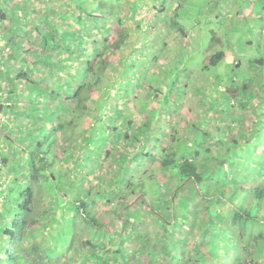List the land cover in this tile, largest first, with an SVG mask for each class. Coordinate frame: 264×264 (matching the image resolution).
I'll return each mask as SVG.
<instances>
[{
  "label": "trees",
  "instance_id": "16d2710c",
  "mask_svg": "<svg viewBox=\"0 0 264 264\" xmlns=\"http://www.w3.org/2000/svg\"><path fill=\"white\" fill-rule=\"evenodd\" d=\"M61 1L47 0L40 14L23 6L13 21V2L0 0V48L11 47L0 55V111L8 103L31 137L18 141L30 148L28 161L0 185V264H264V70L252 86L259 99L248 83L205 71L222 61L221 50L205 55L206 77L192 79L186 54L176 50L163 66L159 50H144L150 35L136 17L152 0L54 7ZM159 10L160 31L166 22L186 31L164 3ZM197 81L218 93V120L176 121L188 102L176 104L173 84L195 94ZM2 130L8 139L15 132L10 123ZM76 135L81 147L59 157L56 138Z\"/></svg>",
  "mask_w": 264,
  "mask_h": 264
},
{
  "label": "rangeland",
  "instance_id": "374dc122",
  "mask_svg": "<svg viewBox=\"0 0 264 264\" xmlns=\"http://www.w3.org/2000/svg\"><path fill=\"white\" fill-rule=\"evenodd\" d=\"M10 1L21 5V9H24L23 6H25V9L27 7L34 9V14H40V7L46 8L47 6V0ZM165 2L166 0H152L148 5L145 3L144 11L142 14H137L136 17L137 21H142L144 30H147L150 35L144 50L147 52L159 50L160 54L157 57L159 59L157 60L159 64H162L163 66L166 63L169 64L171 62V57L175 56L174 53H176L177 50L178 52L180 51V54L182 53L187 55V61L184 64L186 65V69L188 68L192 71V79L195 76L198 78L202 77L205 74V71H207L210 74H214V76L217 77L215 79L219 82L224 79L226 82H232L234 85L248 83L249 88H252V86L255 85L254 83H256L260 77H263L264 64H257L256 62L264 59V36L262 33V29L264 28V0H170L167 4H165ZM59 3H56V6L54 7L67 5V0H63ZM163 3L166 7L165 15L172 17V19L175 18V20L172 21H174L179 27L185 28L186 31L184 33H182L176 25L173 28H170L171 26L170 24L167 26V22V28L165 26L161 31L158 29L159 27L164 26L159 20V17L162 16L160 12H163L160 11L159 8ZM6 6H8V11H10L13 7L11 4ZM84 6L89 8L88 3L86 2H84ZM253 10L255 13H258V15L254 14ZM19 11L20 10H17V12ZM13 12L14 15L17 16V12L14 10L12 13ZM162 17L165 18L164 15ZM149 23L150 26H148ZM129 25L133 27V22L129 21ZM8 47L9 49L11 48L10 46ZM129 48H132L131 45H128L127 49L129 50ZM218 50H221L224 53L222 61H220L217 66L210 67L204 71L203 65L205 55L209 53L214 54ZM4 52L5 54H9L10 51L0 50V55H3ZM238 62H240L239 66H237ZM186 73L187 72L185 70V74ZM205 77L206 76L204 75L202 78ZM186 84V81L183 82V85ZM172 88L173 95L176 96L174 97L176 104L179 105L181 101L182 104L188 102V106L178 113L176 121H184L185 119L195 120L203 113L204 115H209L210 118L215 117L214 119L218 120L219 116L218 114H214V112L215 110L218 112V105L221 100H219L220 97L217 95L218 93L214 91L213 87L207 88L204 82H196L195 94L200 101L202 97L207 99L206 106L204 105L203 107L199 106L196 95L192 92L190 86L178 89L176 88V85L173 84ZM3 89L4 88L0 87V96H5ZM22 90L23 87H21L20 91ZM251 92L254 95V99H259L255 97V87L252 88L251 91H248V96H250ZM259 95L260 94L258 93L256 94L257 97ZM201 103L204 104L203 101ZM3 104L5 113L3 112V116L0 115V119L5 118V120L0 121V131L5 135L0 134V185L3 182L12 179V174L16 173L14 170L19 169V165H24V161H28L26 155L29 154L30 148H26L25 151L23 146V148L19 146L18 141L23 142L31 138L28 130L22 131L19 128L21 125H19L18 122H12L13 116L9 117V114L13 113L8 110V103L3 102ZM24 106L25 103L18 105L19 109ZM131 106L132 103L130 102L128 107ZM251 110L252 109L244 111L245 115H249V117H251ZM24 113L29 116L27 111H24ZM18 117H20V115H18ZM137 117L140 118L139 115ZM9 123L15 130L13 134L20 135V138L11 134L10 139L6 137L7 132L2 130V128ZM219 123V121L208 122V124L213 125L212 129H215ZM243 123L244 125L247 124L246 121ZM181 124L183 127H187L186 121ZM208 124H204L205 127H207ZM225 126L227 127L228 125ZM72 139L73 140H65L63 142V139L56 138L53 148L56 150L59 157L64 158V151L71 149V146L74 148L81 147L82 141H80L77 135ZM10 140L12 142H10ZM12 143H14L17 147ZM27 145L28 144H26V146ZM44 145H46V143ZM18 147L21 149V153L19 152ZM74 148L70 150L72 158H74L77 154V149L74 150ZM120 151L122 152L124 150L121 149ZM5 157H8L10 162L8 166L6 165V167L4 166L5 164L2 163V160ZM110 161L111 159L104 162L103 168L101 167V171L99 173L100 179L102 180L101 184L103 185L105 183H109L106 182V180H108V177L110 176V171H108ZM92 172L98 173L96 170H93ZM89 178V181H92L93 184L99 183V181L93 180L92 176ZM86 185L89 186L88 183ZM147 194L153 199H155L157 195L152 187L149 188ZM141 196H143V194ZM1 201L2 200L0 198V203ZM137 206L132 208H136ZM104 207V204H100L98 208L102 211ZM105 220L108 222L107 217L103 219V222ZM147 222L150 223V221ZM149 223L148 226H151L150 231H158L154 225H149ZM140 229H145L143 224ZM129 241L134 243L136 238L133 237ZM129 248L130 251H133L132 246H129ZM130 251L129 254H131Z\"/></svg>",
  "mask_w": 264,
  "mask_h": 264
},
{
  "label": "crops",
  "instance_id": "0c3cea01",
  "mask_svg": "<svg viewBox=\"0 0 264 264\" xmlns=\"http://www.w3.org/2000/svg\"><path fill=\"white\" fill-rule=\"evenodd\" d=\"M12 5H13L12 8L16 9V7H17L18 4L12 3ZM1 7L4 8V7H5L4 4H2ZM12 8H11V10L8 12V15L11 17V19H12L13 21H15V20L17 19L16 17H18L19 12L21 11V8H17V10H20L19 12H17V10H16V12H17V13H16L17 16L14 15V12L12 13V11L14 10V9H12ZM244 9H245V8H244ZM253 13L256 14V15H258V13H255L254 10H253ZM25 16H26V15H25ZM4 23L9 24V20H8V19L5 20ZM0 32H1V31H0ZM262 33H263V36H264V28L262 29ZM0 44H1V43H0ZM0 50H1V48H0Z\"/></svg>",
  "mask_w": 264,
  "mask_h": 264
},
{
  "label": "clouds",
  "instance_id": "9594fccd",
  "mask_svg": "<svg viewBox=\"0 0 264 264\" xmlns=\"http://www.w3.org/2000/svg\"><path fill=\"white\" fill-rule=\"evenodd\" d=\"M6 50H7V51H8V50L10 51L9 47H7ZM0 112H1V113H3V112L5 113V110L0 111ZM4 113H3V114H4ZM9 117H10V115H9ZM4 120H5V119H4Z\"/></svg>",
  "mask_w": 264,
  "mask_h": 264
},
{
  "label": "built area",
  "instance_id": "2783aa9c",
  "mask_svg": "<svg viewBox=\"0 0 264 264\" xmlns=\"http://www.w3.org/2000/svg\"><path fill=\"white\" fill-rule=\"evenodd\" d=\"M0 115H2V116H3V113H1V112H0ZM4 119H5V118H4ZM4 119H0V121H2V120H4Z\"/></svg>",
  "mask_w": 264,
  "mask_h": 264
}]
</instances>
